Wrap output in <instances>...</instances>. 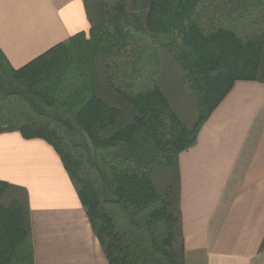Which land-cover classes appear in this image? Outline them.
<instances>
[{
    "label": "trees",
    "instance_id": "1",
    "mask_svg": "<svg viewBox=\"0 0 264 264\" xmlns=\"http://www.w3.org/2000/svg\"><path fill=\"white\" fill-rule=\"evenodd\" d=\"M84 2L88 35L20 70L0 51V133L57 151L110 264H186L178 158L236 81L264 83V0ZM0 264H34L28 194L4 182Z\"/></svg>",
    "mask_w": 264,
    "mask_h": 264
},
{
    "label": "crops",
    "instance_id": "2",
    "mask_svg": "<svg viewBox=\"0 0 264 264\" xmlns=\"http://www.w3.org/2000/svg\"><path fill=\"white\" fill-rule=\"evenodd\" d=\"M90 29L84 0H0L14 70ZM178 164L185 263L264 264V83L236 81ZM0 182L28 194L34 264H110L45 140L0 133Z\"/></svg>",
    "mask_w": 264,
    "mask_h": 264
},
{
    "label": "rangeland",
    "instance_id": "3",
    "mask_svg": "<svg viewBox=\"0 0 264 264\" xmlns=\"http://www.w3.org/2000/svg\"><path fill=\"white\" fill-rule=\"evenodd\" d=\"M167 78L169 79L168 76ZM179 101H180L178 108L179 114L183 119H185L186 122L188 121L190 123L189 125L193 124L194 120L198 115L197 108L195 107V105H193V103H191L192 101L188 102L186 100H181V99Z\"/></svg>",
    "mask_w": 264,
    "mask_h": 264
}]
</instances>
